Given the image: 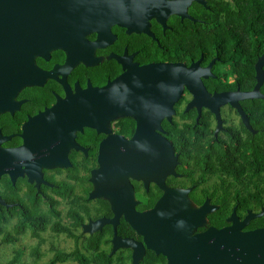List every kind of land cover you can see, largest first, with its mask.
<instances>
[{
  "label": "flooded vegetation",
  "instance_id": "obj_1",
  "mask_svg": "<svg viewBox=\"0 0 264 264\" xmlns=\"http://www.w3.org/2000/svg\"><path fill=\"white\" fill-rule=\"evenodd\" d=\"M89 3L90 11L101 6L99 27L87 31L81 39L69 40L65 47L42 46L41 55L33 57L36 83L21 89L11 98L9 107L0 111V249L16 248L28 236L37 239L29 227L21 225L28 215L36 214L40 225L34 228L32 223L27 224L35 230H43L47 218L62 220L61 223L82 219L80 227H72L78 239L80 235L92 236L107 230L111 235L106 246L110 256L127 251L131 255L129 248H117L112 253L114 231L120 239L141 242L123 216L115 230L108 224L99 231L85 233L84 227L114 216L110 197L89 198L93 192L90 180L99 168L100 145L103 143V154L107 156L126 153L130 147L125 144L137 131V118H143L149 126L160 127L152 131V136L169 144L171 163L176 158L173 174L169 173L172 164L167 160L161 167L156 159L147 156L137 161L138 172L127 178L137 213L151 210L162 197L164 189L158 186L161 174L164 188L188 191L187 201L193 207L208 202L218 209L203 192V188L211 189L219 180L212 171L209 175L210 168L204 167L209 162L208 152L218 150L231 139L245 138L244 130L256 134L247 114L249 105L245 103L251 100L238 103L253 132L247 130L241 115L229 103L219 106L221 128L217 131L218 120L209 108L202 106L198 112L195 106L189 107L193 96L186 88L170 114L167 95H158L151 86L154 66L189 68L197 63L201 70L209 66L208 77H201V81L210 96L253 89H242L230 65L215 49L207 50L204 43L205 36H213L222 25V8L234 5V0ZM101 106H118L121 112L104 121L109 113L89 111ZM93 125L102 130L98 132ZM152 136L147 139H156ZM198 153L206 159L201 160ZM193 193L202 197L200 205L193 203ZM208 227L212 226L206 217L205 226L195 233ZM44 232L41 238L50 231ZM6 236H11L14 244H8Z\"/></svg>",
  "mask_w": 264,
  "mask_h": 264
},
{
  "label": "water",
  "instance_id": "obj_2",
  "mask_svg": "<svg viewBox=\"0 0 264 264\" xmlns=\"http://www.w3.org/2000/svg\"><path fill=\"white\" fill-rule=\"evenodd\" d=\"M89 1L0 0V111L9 107L11 98L21 89L36 83L37 71L33 57L41 55L42 46L49 49L65 47L69 40L81 39L80 36L87 31L99 27L102 22L101 6H94L98 9L90 11L92 6ZM263 66L264 53L254 67L256 83L250 92L245 93L210 96L201 81V77H208L209 66L201 70L197 63L189 68L180 65L154 66L151 86L158 95H167L170 114L173 113L172 106L186 88L193 96L189 107L195 106L198 112L202 106L209 108L218 120L217 131L221 128L219 106L226 103L237 109L247 130L252 131L238 101H264V95L260 92L264 82ZM89 111L100 115L109 113V117L103 118L105 121L118 116L121 109L118 106L109 109L101 106L98 110ZM137 119L136 134L125 144L130 147L126 153L115 152L107 156L103 154V143L100 145L97 159L99 168L92 174L90 181L93 192L89 198L110 197L114 216L109 220L100 219L89 223L84 227V232L93 233L108 224L115 230L118 219L123 216L125 222L141 237V242L120 239L114 231L112 253L117 248L131 249V264H139L146 250L156 256H163L166 264H264V228L244 230L251 221L264 215V209L258 214L248 211L242 220L234 209L226 220L227 226L221 229L208 227L203 232L195 233L205 226L207 215L217 208L208 205V202L199 208L193 207L187 201L188 191L164 188L161 174L158 186L164 189V193L160 200L151 210L142 213L135 211L127 178L138 172L137 161L147 156L156 159L158 167H161L167 160L168 164H172L170 174H173L176 165L175 157L173 163L169 161L172 154L169 144L160 137L152 136V131L160 127L149 126L143 118ZM92 128L98 132L102 130L97 125ZM147 136L156 139L148 140ZM119 191L125 195L122 196Z\"/></svg>",
  "mask_w": 264,
  "mask_h": 264
},
{
  "label": "trees",
  "instance_id": "obj_3",
  "mask_svg": "<svg viewBox=\"0 0 264 264\" xmlns=\"http://www.w3.org/2000/svg\"><path fill=\"white\" fill-rule=\"evenodd\" d=\"M222 9V21L219 22L222 25L214 30L213 36L212 34L205 36L206 49L218 51L219 57L230 65L232 72H235L242 89L251 90L255 85L254 66L264 53V0H234V5L224 6ZM260 91L264 94V82ZM245 103L249 105L247 114L256 134L251 135L244 130L245 138L237 141L231 139L228 144H221L218 150L209 151V162L204 165L206 169H211L208 170L209 173L212 171L219 179L211 189L203 188L204 195L212 198L214 204L218 206L215 212L207 216L208 225L216 229L227 226L226 220L234 209L240 220L248 211L258 214L264 209V101L255 99ZM197 152L196 148L195 153ZM212 156H215L214 159ZM198 157L201 160L206 159L199 153ZM191 199L196 205L202 203V197L195 193L191 195ZM61 221H51L47 218L42 224L43 230H35L34 228L40 225L39 219L36 214H30L21 224L22 228L29 227L33 237L38 240H41L43 231L63 234L74 240L75 249L69 252L63 248H53L54 256L49 264L73 261L78 264H130L131 255L128 251L110 256L106 250L111 236L110 231L104 230L92 236L80 235L78 239L72 227H80L82 219H72L71 223ZM31 223L34 228L27 225ZM258 228H264V215L251 221L244 230ZM7 236L5 237L7 243L14 244L12 237ZM13 251L15 256L7 264H25L22 261L25 249L15 248ZM41 256L37 247L34 257L38 260ZM139 264H166V260L163 256H156L147 250Z\"/></svg>",
  "mask_w": 264,
  "mask_h": 264
},
{
  "label": "rangeland",
  "instance_id": "obj_4",
  "mask_svg": "<svg viewBox=\"0 0 264 264\" xmlns=\"http://www.w3.org/2000/svg\"><path fill=\"white\" fill-rule=\"evenodd\" d=\"M17 247H24L25 253L22 258L23 263L25 264H49L52 260L54 253L52 251L53 248H63L66 251H71L75 249V242L71 238H67L63 234H54L47 233L42 236L41 240L34 239L32 237H26L25 241L18 244ZM39 247V253L42 255L38 260L35 255V250ZM15 250V247H3L0 249L2 254L0 255V262L3 263L5 261L11 260L15 255L12 254V251ZM62 264H78L76 261L73 262H64Z\"/></svg>",
  "mask_w": 264,
  "mask_h": 264
}]
</instances>
